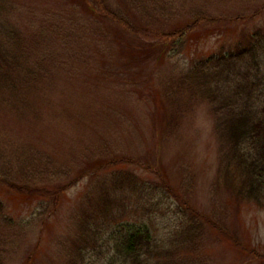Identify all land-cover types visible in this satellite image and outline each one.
Wrapping results in <instances>:
<instances>
[{
	"label": "rangeland",
	"instance_id": "obj_1",
	"mask_svg": "<svg viewBox=\"0 0 264 264\" xmlns=\"http://www.w3.org/2000/svg\"><path fill=\"white\" fill-rule=\"evenodd\" d=\"M0 1L9 9L0 18L21 28L29 51V73L10 71L13 83L0 90V154L16 181L20 160L52 159L44 177L27 165L35 193L0 181V264H67L74 212L98 201L102 184L114 221L145 220L166 236L189 221L187 206L200 215L198 238L178 252L187 263L264 264V205L234 197L210 103L190 99L176 110L165 96L198 59L264 28V0H107L135 31L102 16L94 0ZM198 15L183 36L161 35ZM40 29L48 36L36 45ZM38 48L53 60L37 63ZM126 173L141 189L118 188Z\"/></svg>",
	"mask_w": 264,
	"mask_h": 264
},
{
	"label": "trees",
	"instance_id": "obj_2",
	"mask_svg": "<svg viewBox=\"0 0 264 264\" xmlns=\"http://www.w3.org/2000/svg\"><path fill=\"white\" fill-rule=\"evenodd\" d=\"M94 5L102 16L115 21L126 30H136L125 16L110 7L107 0H94ZM6 8L7 4L0 1V9L4 11ZM5 12H9V9ZM202 18V15H198L192 24L171 32H162L161 35L165 39L183 36L188 30L195 28ZM20 29L6 16L0 18V90L5 84L13 83L10 71L12 74L14 71V76L17 75L18 68L23 74L29 73L22 68L29 63V51L23 48L24 38ZM47 36L40 29L34 39L36 45L38 41L45 43ZM14 47L20 48L21 53L14 52ZM46 52L43 50L40 53L38 48L37 63L44 61L46 57L53 60L54 54ZM0 94V100L7 99L5 95L2 97L1 91ZM165 96L176 110L190 99L207 100L210 103L215 116L214 128L220 142V160L225 166L223 172L232 179L229 181L235 190L234 197L264 205V28L253 29L231 51L198 59L184 73L166 84ZM171 124L174 125L175 120H171ZM31 157L20 160L21 176L15 175L18 178L16 181L11 179L13 171L0 154V181L17 192L35 193L37 186L30 187L27 182V165H31L30 175L33 178L36 174L44 177L52 159ZM126 174L115 179L119 184L118 188L123 189L126 184L131 183L130 187L137 186L135 189H141L136 178L131 173ZM22 176L24 179L19 180ZM103 188L102 184L98 201H89L88 207L78 213L74 212L76 239L72 248L67 250V256H70L67 264H190L178 252L179 249L183 251L187 246L193 245L197 237H193V232L200 234L203 221L191 207H186L191 211L188 213L189 217H186L188 222L183 218L181 227L166 236L160 235L145 220L133 222L128 219L114 221L115 217L109 219L111 203H116ZM1 206L0 202V210ZM204 218L215 229L220 230L209 217ZM187 231L190 233L189 237H183V232ZM189 249L191 248L187 247Z\"/></svg>",
	"mask_w": 264,
	"mask_h": 264
}]
</instances>
